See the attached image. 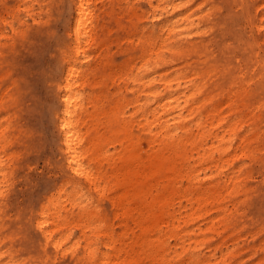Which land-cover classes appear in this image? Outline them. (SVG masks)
<instances>
[{
	"label": "rangeland",
	"instance_id": "1",
	"mask_svg": "<svg viewBox=\"0 0 264 264\" xmlns=\"http://www.w3.org/2000/svg\"><path fill=\"white\" fill-rule=\"evenodd\" d=\"M75 1L0 0V156L5 159L0 164V252L2 262L7 264H110L117 255L121 264H134L125 258L137 250V239L142 233L137 221L142 215L138 209L140 199L132 193L130 201L120 196L125 187L111 175L106 160L105 170L110 175L102 178L103 191L60 165V131L56 126L61 94L58 83L63 79L61 69L75 55ZM157 1L93 0L100 24L105 26L99 31L102 39L87 46L90 58L84 64L100 61L103 68L91 71V77L96 75V81L101 82L88 86V91L118 93L114 100L123 95L133 97L130 88L135 87V82L123 80L120 72L128 64L137 72L142 57L148 56L145 40L152 30L161 37L158 28L164 15L158 16L162 10L156 9ZM182 2L177 13L186 12L189 16L179 25L189 27L179 37L184 42L208 41V67L212 71L209 95L214 96V105L223 118L218 131L225 135V140L214 153L215 160L208 162V180L219 181L220 185L232 180L231 184L236 182L240 188L232 193L233 197L250 196L255 202L261 201L264 30L241 19L220 25L214 31L205 12L210 5L220 4V0ZM153 56L154 60L162 57L167 61L158 64L169 70L180 66L179 57L165 47L159 57L155 53ZM156 84L163 86L162 82ZM133 110V104L128 105L127 116ZM239 113L242 117L232 130L230 124ZM212 117L209 122L217 123L218 115ZM106 123L102 118V132L106 131ZM213 139L209 137L208 145ZM104 148L115 157L122 146L113 137L104 142ZM185 204L177 201L175 209ZM253 207L251 203L243 217L248 221L240 222L239 232L221 229V233L212 234L214 242L227 237L229 242L239 239L237 255L231 262L239 264L242 259L243 264H264L262 216ZM85 211L90 214L87 221L83 219ZM252 211L257 216L249 220ZM43 218L48 224L41 227L39 221ZM47 229L54 230L50 238L45 234ZM168 229L163 225L164 231ZM60 237L65 241L57 247L55 239ZM167 239L168 256L181 250L179 238L168 235ZM203 248L207 250L206 246Z\"/></svg>",
	"mask_w": 264,
	"mask_h": 264
},
{
	"label": "bare ground",
	"instance_id": "2",
	"mask_svg": "<svg viewBox=\"0 0 264 264\" xmlns=\"http://www.w3.org/2000/svg\"><path fill=\"white\" fill-rule=\"evenodd\" d=\"M157 2L158 6H154L162 10L158 16L164 15L158 28L162 35L159 37L154 30L148 34L145 40L148 56L142 57L137 72H133L130 64L120 72L123 80L135 82V87L130 88L133 97L123 95L114 100L118 93L88 91V86L101 82L96 81V75L91 77V71L101 70L103 66L100 61L84 64L90 58L87 46L102 39L99 31L105 24H100L93 0L75 1V55L61 69L63 79L58 83L61 94L56 126L60 131V165L103 191L102 178L110 175L105 170L106 160L111 175L120 179L125 187L120 196L130 201L132 193L140 199L138 209L142 210V215L137 221L142 233L137 239V250L127 254V261L134 264H237L231 260L237 255L239 239L229 242L227 237L214 242L212 234L221 233V229L239 232L240 222L248 221L243 217L247 216L251 203L261 214L264 227V198L255 202L250 196L233 197L232 193L240 190L236 182L231 184L232 180L228 179L220 185L219 181L208 180V162L211 158L215 160L214 153L222 148L225 140V135L221 136L218 131L223 118L214 105V96L209 95L212 71L208 67V41L184 42V38L179 37L181 31L189 27L179 25L189 16L186 12L177 13L183 7L182 0ZM205 13L214 31H218L220 25H231L241 19L264 30V0H220V4L207 7ZM157 42L159 46L154 50ZM164 47L179 57L180 66L173 71L158 64V61L167 62L159 57ZM154 53L158 60H154ZM157 82H162L163 86H158ZM130 104L134 110L127 116L126 107ZM216 115L220 116L218 122H209V118ZM241 117L239 113L237 120L232 119V130L237 128ZM102 118L107 122L105 132L100 129ZM210 136L215 139L208 145ZM113 137H117L122 146L115 157L104 148V142ZM4 161L0 156V164ZM177 201L187 204L175 209ZM251 214L249 220L256 218L255 211ZM89 215L85 211L83 219L87 221ZM47 224L45 218L39 221L41 227ZM163 225L169 229L164 231ZM53 232L47 229L45 234L50 238ZM168 235L180 239L181 250L171 256L167 253ZM55 240L60 247L65 238ZM1 256L2 252L0 264H7L2 262ZM113 260L110 264H121L119 255ZM239 264H243L242 259Z\"/></svg>",
	"mask_w": 264,
	"mask_h": 264
}]
</instances>
